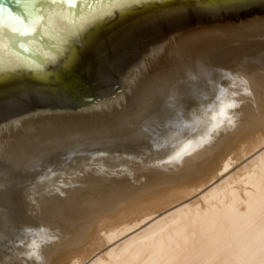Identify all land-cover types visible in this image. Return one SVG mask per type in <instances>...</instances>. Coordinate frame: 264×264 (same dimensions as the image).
<instances>
[{
  "label": "bare ground",
  "instance_id": "1",
  "mask_svg": "<svg viewBox=\"0 0 264 264\" xmlns=\"http://www.w3.org/2000/svg\"><path fill=\"white\" fill-rule=\"evenodd\" d=\"M252 22H244L245 24L237 25L238 27L226 26L220 33L213 31L214 33L185 37L187 39L180 42L178 40L180 52L176 49L175 54L176 56L180 54L178 57L181 62L180 65L171 68L163 66L165 75L161 76L162 80L157 78L163 85H151L149 79L152 76L142 73L145 77L144 84L140 87L141 93L135 94L131 91L134 94L125 95L127 99L130 98L127 100L130 107L116 123L118 127L114 129V134L130 135L128 138L132 137L145 147L144 153L148 159L161 161L162 163L155 166L171 173L167 179L168 183L176 178L192 175L184 188L180 186L182 188L178 187V191L168 195L169 202L171 201L168 206L156 203L155 208L138 214H135L132 208L121 209L120 212L116 211V214L108 217L110 219L103 218V221L98 223L99 226L94 227L95 231H91L101 212L114 209L118 202L133 201L139 195L107 196L99 200H87L88 197L83 199L81 196L83 188L92 186L91 189H94L99 185L92 182L96 175L103 178L108 175L122 176L130 181L139 177L138 169L151 167L149 162L136 164L127 161V164H123V158L119 159L122 164L113 158L116 162L106 158L104 162H99V159V163L97 161L92 163L90 159L87 161H92L91 164L82 169L80 164L79 168H66L65 165V169L63 167L60 171L59 168L53 179L48 178L40 187L36 188V185V189L33 188L10 200L12 188L27 181L29 175L34 178L41 176L45 174L46 167L59 161L61 157L64 158L77 149L98 146L102 143L100 142L102 135H98L99 138H90L99 141L98 143L91 144L90 140L85 145L81 144L86 140L83 130V136L75 134L74 141L66 143L64 138L55 139V135L53 137L50 134L54 127L45 124L43 126L46 127L41 130L35 128L38 126L36 123L26 127L22 126L24 123L18 122L16 125L6 123L4 127L0 126L1 131L15 125L17 127L9 131V134L20 135L17 141L7 142L8 144L5 143L9 141L7 138L4 141L5 145L2 143L3 146L0 147V209H4L5 212L19 210L23 214L22 218L26 217L29 211L37 212L36 219H32L28 231L32 230L37 234L39 241L34 239L32 233L29 238H33L37 243H31L32 249L28 246L31 251L27 250L30 252L26 253V257L20 252L21 249L17 251L23 255V259L21 256V260L15 261V264H84L97 252L96 241H99L100 238L97 236L101 232L104 233L101 234L102 246L110 249L90 264H264V53L258 54L259 49L248 51L252 44L247 40L250 37L252 39L259 37L258 39L263 40L264 21ZM171 44L172 42H169L166 45H169L167 46L169 48ZM204 45L208 46L205 58L200 57L204 53L199 50ZM159 50H154L144 62L158 58L161 55ZM257 55H261L262 60L257 59ZM155 66L162 68L160 65ZM226 77L228 78L225 80ZM132 78L133 71L122 82L123 89ZM119 94L122 95V92ZM217 100L219 103L214 105ZM213 105L214 108H211ZM101 109L89 112L95 115L99 114ZM117 109L120 113V109L118 107ZM196 109H201L204 113L197 123L191 119L189 121L190 117L187 118V112L193 113L192 110ZM65 128L67 127H64V131ZM42 130L46 135L43 133L45 136L37 140L36 135ZM105 130L107 131L106 128ZM58 133L56 134L59 135ZM90 134H93L92 131ZM151 139L155 141V145L148 147ZM170 154L173 155L172 158ZM249 155L254 156L244 163L245 156ZM242 159L244 164L236 167L232 176L230 175L225 182L212 183ZM156 181L162 183L160 179ZM182 183L184 184V181ZM69 184L78 186L70 185L69 189H65L64 187ZM103 184H107L111 189L116 185L113 180L104 181ZM79 187L83 188L80 190ZM199 188L203 191L195 198H190L189 196L197 193ZM44 189H48L49 192L46 198L42 195ZM48 203L53 205L51 210L47 208ZM175 204H178L176 210L144 231L117 244V240L120 241L127 234L133 233L159 211ZM127 205L122 207L125 209ZM4 217L5 215L2 218ZM8 227H10L8 223L2 222L0 251H3V248L7 250L11 243L5 232ZM17 236L22 243L24 233ZM89 239L91 247L88 245V248H85ZM31 240L28 239V242ZM19 254L14 257L18 258ZM10 258V262L15 259L13 256Z\"/></svg>",
  "mask_w": 264,
  "mask_h": 264
},
{
  "label": "water",
  "instance_id": "2",
  "mask_svg": "<svg viewBox=\"0 0 264 264\" xmlns=\"http://www.w3.org/2000/svg\"><path fill=\"white\" fill-rule=\"evenodd\" d=\"M62 2L66 7L0 0V124L32 110H74L112 96L134 62L176 32L264 15L259 0L246 11L220 0Z\"/></svg>",
  "mask_w": 264,
  "mask_h": 264
},
{
  "label": "rangeland",
  "instance_id": "3",
  "mask_svg": "<svg viewBox=\"0 0 264 264\" xmlns=\"http://www.w3.org/2000/svg\"><path fill=\"white\" fill-rule=\"evenodd\" d=\"M264 21V15H261V16H258V17H254V18H249V19H245V20H240V21H232V22H220V23H216V24H202V25H197V26H194V27H191V28H189V29H185V30H182V31H179V32H176L175 33V35H173V40H171L172 41V44H171V47H167V46H169V45H166V44H168L169 42H171V41H165L164 43H162V45H160V44H156V45H154V46H152L151 48H153V49H155V50H157V49H160L158 52H160L161 53V55L158 57V58H155V59H153V60H150L149 59V61H147V62H144V58H148L149 56H150V52L149 53H147V54H143L142 55V58L141 59H138V60H136L135 62H134V64L131 66V68L129 69V71L127 72V74L125 75V77H124V79H123V81L128 77V75H129V73L130 72H132L133 71V78L128 82V83H126L125 85L126 86H124V89H123V86H122V84H121V86H120V88H119V90L115 93V94H113L112 96H110V97H108V98H106V99H104V100H102V101H99V102H97V103H94V104H91V105H88V106H85V107H82V108H78V109H74V110H68V109H37V110H32V111H30V112H27V113H25V114H22V115H20V116H17L16 118H14V119H12V120H8V121H5V122H3L2 124H0V126H2L3 125V127H4V124H6V123H10V124H17V122L18 123H20V124H23L22 126L23 127H26V126H29V125H34L35 123V125L37 126V124H38V126L37 127H35V128H37L38 130H41V129H44L46 126H52V127H54V128H56L55 130H54V128H53V130H51V132H50V134L51 135H53V137H54V135H55V139H63L64 138V140H65V142L67 143H69V142H71V141H74V137H76V136H78L79 134L80 135H82V132H83V135H85L86 136V140L83 138V140H85V141H82L81 142V144H85V145H87L88 144V142L91 140V144L92 143H98L99 141H94V140H92V139H90V138H99V137H97L98 135H102V139L101 140H103V141H101L100 140V142H102V143H100L98 146H94V147H90V148H82V149H77L76 151H73V153H71V154H69L68 156H65L64 158L63 157H61L60 159H59V161H57L56 163H54V164H50L48 167H46L45 168V170H44V173L45 174H43V175H41V176H38V177H33L32 175H29V179L27 180V181H25L24 183H21L20 185H17L15 188H12V193L11 194H9V198H10V200H14V198L16 199V197L18 196H20L19 194H21V195H23V194H25V192H29V191H31L33 188H35V186L37 185V187L36 188H38V187H40L45 181H46V179L48 180V178L49 179H53V176L55 175V173L56 172H59V168H60V171H61V169H63V167H64V169H65V165H66V168H69V167H71V168H79V164L80 165H82L80 168L82 169V167H84V166H86V165H88L90 162H92V163H97L98 162V160H99V162H104L105 161V159L107 158V160H110V159H116V161H118V163L119 164H122V161H123V164H127L128 162L129 163H131V162H133V163H136V164H141V163H143V162H149V164H151V167H149V168H147V169H142V168H140V169H138V174H139V177H137L136 179H133V180H130V181H128V180H126L124 177H122V176H112V177H110V175H108L106 178H111V179H109L110 181H114L115 182V187L113 188V189H111V187L110 186H108L107 184H103V182L104 181H109L108 179H106L105 177L103 178V177H101L100 175H96V178H94V180H92V182H95V184H99V185H96V187H94V189H91L92 188V186H88V188L86 189V188H83V187H79V189L81 190V188H83L84 189V191H82L83 193H81V196H82V198L83 199H85V198H87V200H99V199H101V198H103V197H110V196H112V197H118V196H127V197H135V196H137V194H139L137 197H136V199L135 200H133V201H130V202H128V203H124L123 201H122V203L120 202H118V204L114 207V209L115 208H118V209H112V210H108V211H105V213L104 212H101L99 215H98V217H97V219H99V220H97L96 219V221L94 222V224H93V228L94 227H98L99 225H98V223L100 224L103 220H107V219H110V218H108V217H111L112 216V214H116L117 212H120L121 211V209H123V210H126L127 208L129 209V208H132L133 209V211L135 212V214H138V213H140L141 211L142 212H146L148 209H152V208H155L158 204H161V203H163V204H161V205H164V206H168L170 203H171V201L169 202V199H168V195L170 194V193H174V192H176V191H178V187H180V186H182L183 188L187 185V182H189L190 180H191V178H192V175L191 174H189V175H186V176H183V177H181V178H176V179H174V180H172V181H169V183H170V185H169V183H168V181H167V179H168V177H170L171 175V173H168L169 171H163L164 169H162L161 167H156L155 165H158V164H160V162L159 161H153V160H150V159H148V157H146L145 156V153H144V150H145V147L142 145V144H140L139 142H137L135 139H133L132 137L131 138H128L129 136L128 135H126V134H122V135H119V136H116L114 133H115V131H114V129L115 128H117L118 126H117V122H118V120L120 119V118H122L123 116H122V114H126L127 112H128V109H129V107H130V102H128L127 103V100H129V99H127V97H125V95H128V93H130V94H132L133 92L136 94L137 92H140L141 93V89H140V87H141V85H143L144 84V77L145 76H142L143 74L145 75V74H147V76H149V77H151L150 79H152V80H150L149 79V83L152 85H156V84H160L161 86L163 85V83H161V80H162V78H161V76H163V75H165V71H163L162 69H164V67H166L167 66V68H171L172 66H177V65H180V62H181V59H179V53L177 54V56H176V54L175 53H177L176 52V49L177 50H179L180 48H179V44L180 43H178V42H180V40L182 41V40H184V39H187V38H185V37H189V36H192V35H204V33H206V34H209V33H214L213 31H215V33H217V32H222V30H223V28H225L226 26H232V27H236L237 25H242V23H251L252 21L253 22H255V21ZM252 22V23H253ZM244 23V24H245ZM238 27V26H237ZM198 29V30H195V29ZM221 30V31H220ZM208 32V33H207ZM259 37H253V39H252V37H250L249 39H247L248 40V42L249 43H251L252 45H250L249 46V50L248 51H255V50H258L259 49V51L260 52H258V54H260V53H264V37H263V40H262V38L261 39H258ZM170 40V39H169ZM179 40V41H178ZM178 41V42H177ZM173 45H174V47H173ZM161 46H163L162 48H160ZM176 46H178V47H176ZM152 49V50H153ZM171 49V50H170ZM204 49V50H203ZM173 50H175V51H173ZM199 50H201L200 52L202 53H204V54H201V56L200 57H203V58H205V54L208 52L207 50H208V46H206V45H204L203 47H202V49L201 48H199ZM166 52V53H165ZM171 52V53H170ZM179 52H180V50H179ZM173 56H172V55ZM171 56V57H170ZM181 58V57H180ZM257 59H259V60H262V58H261V55H257ZM188 62H190V61H188ZM230 63V62H229ZM161 64H162V66H161ZM174 64V65H173ZM228 64V63H227ZM155 65H160V67H162V68H157ZM165 65V66H164ZM164 66V67H163ZM169 66V67H168ZM155 67V68H154ZM157 68V69H156ZM153 69V70H152ZM159 69V70H158ZM158 70V71H157ZM152 71V72H151ZM161 71H162V73H164V74H162L161 73ZM150 72V73H149ZM140 73V74H139ZM143 73V74H142ZM156 73H158L160 76H158V74H156ZM156 76H154V75ZM162 74V75H161ZM139 77H138V76ZM137 76V77H136ZM154 76V77H153ZM158 76V77H157ZM155 78V79H154ZM157 78H161V80H158ZM228 77H226L225 78V80L227 79ZM142 80V81H141ZM122 81V82H123ZM138 86H137V85ZM132 85V86H131ZM133 87H135V89H133ZM123 89V90H122ZM136 90V91H135ZM131 91H133V92H131ZM120 92H122V95L121 94H119ZM133 93V94H134ZM138 94V93H137ZM126 100V101H125ZM109 102V103H108ZM122 102V103H121ZM108 103V104H107ZM219 103V101L217 100V101H215V103H214V105H216V104H218ZM103 104H106V106H104ZM119 104H121V105H119ZM128 104V105H127ZM123 105H125L124 107H123ZM188 105V104H187ZM214 105L213 106H211V108H214ZM102 106H104V107H102ZM120 109V113H118L119 112V110L117 109V107ZM120 107H123V109L122 108H120ZM101 109V112H99V114H95V115H92L89 111L90 110H97V109ZM126 108V109H125ZM128 108V109H127ZM117 109V110H116ZM123 111H122V110ZM117 112H116V111ZM81 111V112H80ZM114 111V112H113ZM193 111V113L190 111H188L187 112V118H189V121H190V119L192 120V121H194V122H198V120H200V118H201V116H203V112H202V110L201 109H196V110H192ZM96 112V111H95ZM105 112V113H104ZM109 112H111V113H109ZM123 112V113H122ZM199 112V113H198ZM113 113V114H112ZM118 113V114H117ZM195 113V114H194ZM109 114H111V115H114V116H109ZM193 114V116H191ZM199 116H198V115ZM202 114V115H201ZM117 115V116H116ZM118 115H119V117H118ZM116 116V117H115ZM195 116V117H194ZM107 117H110V118H107ZM95 118V119H94ZM117 120H116V119ZM172 118V117H171ZM198 118V119H197ZM44 119H45V121H44ZM107 119V120H106ZM109 119V120H108ZM110 119H113V120H111L110 121ZM90 121V122H87V121ZM28 121V122H27ZM39 121L41 122V121H43V123L41 124V123H39ZM48 121V122H47ZM54 123H53V122ZM93 121V122H92ZM97 121V122H96ZM102 121V122H101ZM108 121H110V123H112L113 124V126H112V124L110 125V123L108 122ZM114 121H116V122H114ZM166 121V120H165ZM38 122V123H37ZM46 122V123H45ZM50 122V123H49ZM59 122V123H58ZM92 122V123H91ZM105 122V123H104ZM29 123V124H28ZM55 123H56V125H55ZM83 123V124H82ZM104 125H103V124ZM107 123H109V125H107ZM116 124V126H114L115 124ZM15 124V125H16ZM39 124H41V127L39 126ZM46 125L45 127L43 126V125ZM51 124H53V125H51ZM81 124V125H80ZM90 124V125H89ZM14 125V127H17V126H15ZM95 125H96V127H95ZM100 125V126H99ZM101 125H103L102 127H101ZM13 126V125H12ZM9 127V128H4V129H2L0 132V147L1 146H3L2 145V143L5 145V143L6 144H8V143H10V142H12V141H17L18 139H19V137H20V135H10L9 134V131H11V130H13L14 129V127ZM58 128H57V127ZM60 126V127H59ZM66 126L67 128H65L66 130H68L67 132H66V130L64 131V127ZM72 126V127H71ZM93 126V128H90V127H92ZM104 126H107V127H104ZM108 126H109V128H108ZM21 127V126H20ZM52 127H50V128H52ZM84 127V128H83ZM87 127V128H86ZM101 128V129H99V128ZM113 127V128H112ZM22 128V127H21ZM105 128L107 129V131L105 130ZM60 131H59V130ZM63 129V130H62ZM86 129H88L87 131H86ZM112 129V130H111ZM37 130V131H38ZM83 130V131H82ZM116 130V129H115ZM43 131V132H42ZM42 131H40V133L39 134H37L36 135V137H37V140H38V138L39 139H41V137H43V136H45L46 135V132H44V130H42ZM46 131V130H45ZM57 131V132H56ZM70 131V132H69ZM92 131V133L93 134H90V132ZM99 131L101 132V133H99ZM110 131V132H109ZM42 132V133H41ZM61 134H59V133ZM63 132H65L64 133V135L62 134ZM80 132V133H79ZM108 132V133H107ZM43 133H45V135L43 134ZM56 133H58L59 135H57ZM106 133V134H105ZM41 134H43V135H41ZM69 134V135H68ZM71 134V135H70ZM73 134V135H72ZM76 134V136H74ZM89 134V135H88ZM113 134V135H112ZM23 135H25V134H23ZM29 135H31V134H26V136H29ZM50 135V136H51ZM57 135V136H56ZM66 135H67V137H66ZM82 135V136H83ZM93 135H94V137H93ZM105 135H107L106 137H105ZM14 136V138H12V137ZM60 138H59V137ZM61 136H64V137H61ZM114 136H116V138L114 137ZM88 137V138H87ZM7 138L9 139V141L7 140ZM10 138H12V139H10ZM17 138V139H16ZM68 138V139H67ZM70 138H72V140L70 139ZM110 138V139H109ZM126 138H128V139H126ZM152 138V137H151ZM70 139V140H69ZM89 139V140H88ZM153 139H154V137H153ZM153 139H151L150 141H152L151 143H150V141L148 142V147H152V146H154L155 145V141L153 142ZM7 140V141H6ZM69 140V141H68ZM108 140V141H107ZM4 141H6L5 143H4ZM88 141V142H87ZM94 141V142H93ZM8 142V143H7ZM87 142V143H86ZM109 142V143H108ZM90 144V143H89ZM107 151V152H106ZM94 152H95V154H94ZM133 155V156H132ZM141 155V156H140ZM143 155V156H142ZM122 156V157H121ZM254 156V155H253ZM252 156V157H253ZM78 157V158H77ZM92 157H94V158H92ZM117 157V158H116ZM130 157V158H129ZM170 157L172 158L173 157V155L172 154H170ZM251 157V155H249V156H245V159H244V163L246 162V160L248 159L249 160V158ZM251 157V158H252ZM101 158H103V159H101ZM123 158V159H122ZM133 158H136V159H133ZM139 160H138V159ZM142 158L144 159V160H142ZM74 159H75V161H74ZM92 160V161H87V160ZM93 159H95V161L93 160ZM112 159V161H115V160H113ZM119 159L121 160L122 159V161H119ZM128 159V160H127ZM134 161H133V160ZM243 159L241 160V161H238L237 163H235V164H237V165H234L233 167H231L230 168V170H228L227 172L229 173H225V174H223V175H220V177L218 178V179H214L213 181H212V183L214 182V183H216L217 181L220 183V181H221V183L222 182H225V180L229 177H231L232 176V174H233V172L236 170V167H240V166H242L244 163H243ZM68 160V161H67ZM82 160V161H81ZM106 160V161H107ZM136 160V161H135ZM80 161V162H79ZM97 161V162H96ZM115 161V162H116ZM128 161V162H127ZM138 161H140L139 163H137ZM154 163H153V162ZM64 164H63V163ZM82 162V163H81ZM98 162V163H99ZM127 162V163H126ZM167 161H165V163H166ZM77 163V164H76ZM153 163V164H152ZM162 163V162H161ZM241 163V164H240ZM72 164V165H71ZM91 164V163H90ZM78 166V167H77ZM56 167V168H55ZM233 168V169H232ZM57 169H58V171H57ZM52 170H53V172H52ZM232 170V171H231ZM181 171V170H180ZM230 171V172H229ZM52 172V173H51ZM148 174V176H146ZM228 174V175H227ZM151 175V176H150ZM227 175V176H226ZM231 175V176H230ZM226 178H225V177ZM98 177V178H97ZM188 177V178H187ZM129 179H130V177H128ZM185 178H187V181H186V179ZM31 179V180H30ZM32 179H33V181H32ZM157 179H160L161 180V182L162 183H157ZM180 179V180H179ZM182 179H184V180H182ZM221 179V180H220ZM223 179V180H222ZM35 180H37V182H35ZM44 180V181H43ZM84 180V179H83ZM97 180V181H96ZM176 180V181H175ZM180 182H179V181ZM41 181V182H40ZM148 181V182H147ZM182 181H184V184L182 183ZM33 182H35V184L33 183ZM43 182V183H42ZM97 182V183H96ZM26 183V184H25ZM33 183V184H32ZM39 183V184H38ZM144 183V184H143ZM156 183V184H155ZM180 185H179V184ZM174 184V185H173ZM176 184V185H175ZM71 184H69V185H66V187H64L65 189H69V187H71V186H78V185H71ZM184 185V186H183ZM161 186V187H160ZM164 186V187H163ZM31 187V188H30ZM158 187V188H157ZM182 187H180V188H182ZM35 188V189H36ZM157 188V189H156ZM179 188V190H181ZM27 189H28V191H27ZM162 189V190H161ZM24 190H26V191H24ZM88 190V191H87ZM175 190V191H174ZM200 190V191H199ZM22 191H23V193H22ZM148 191V192H147ZM173 191V192H172ZM203 191V189H201V188H199L198 190H197V193H195V194H193V195H191V196H189L190 198L192 197V198H195L196 196H198V194L199 193H201ZM143 194H142V193ZM161 192V193H160ZM191 193L193 192L192 190L190 191ZM49 192H48V189H44L43 190V193H42V195H43V198L45 197H47L49 194H48ZM163 194V195H162ZM157 195V196H156ZM79 196V195H78ZM91 196H93V197H91ZM152 196V197H151ZM151 197V198H150ZM165 197V198H164ZM166 197H167V199H166ZM160 200H161V202H160ZM159 202V203H158ZM144 203V204H143ZM149 203H151L150 204V206H149ZM154 203V204H153ZM156 203H157V205H156ZM49 205H48V207L47 208H49L50 210H51V208H53V205H51L50 203H48ZM121 204V205H120ZM125 204H128L127 205V207H125V209H124V207H122V206H125ZM181 204V203H180ZM147 205H148V207H150V208H148L147 207ZM177 205L178 204H175V205H171V206H169L168 208H165V210H162V211H159L158 212V214H155L154 216H152L151 218H150V220H148L147 222H145L144 224H142L139 228H137L135 231H133V233H129V234H127L126 235V237H123L124 239H120V241L119 240H117V244H121L122 242H124L126 239H128L129 237H131V236H133V235H136L137 233H139V232H141V231H144L145 229H147V228H149L153 223H155V222H157V221H159L162 217H164V216H166V215H168V214H170L172 211H174V210H176L177 209ZM118 206V207H117ZM120 206V207H119ZM143 206V207H142ZM136 208V209H135ZM120 210V211H119ZM117 211V212H116ZM32 212H34V213H31L30 211H29V213H28V215L26 214V217H24V218H22L23 217V214L21 213V211H19V210H7L6 212H5V210L4 209H0V227L2 226V222H3V224L4 223H8V225L10 226V227H8L7 229H6V233L8 234V236H9V238L11 239V243H9V247L7 248V250H6V248H3V251H0V264H15L16 262H18L19 260H21V259H23V255H25L24 257H26V253H29L31 250L30 249H32L31 247H32V244H35V243H37V241H39V237L37 236V234H35V233H33V231L32 230H29L28 231V229H30V227H31V225H32V223H31V221H32V219L34 218V219H36V216H37V212L36 211H32ZM52 212V211H51ZM10 214V215H9ZM108 214H110V215H108ZM3 215H5V217L4 218H2L3 217ZM32 217H31V216ZM104 215H105V217H104ZM107 217V218H106ZM4 219V221L6 220V222H4L2 219ZM7 218V219H6ZM103 218H105V219H103ZM25 219V220H24ZM103 219V220H102ZM101 220V221H100ZM100 221V222H99ZM29 224H28V223ZM26 223V224H25ZM7 224H5V226H6ZM30 225V226H29ZM95 225V226H94ZM98 225V226H97ZM29 227V228H28ZM76 227V224H74V227L73 228H75ZM32 228H34L35 229V227H33L32 226ZM72 228V229H73ZM91 229V231L92 232H94L95 231V229L96 228H94V229ZM31 231V232H30ZM16 233V235L14 236V234ZM20 233H24V235H25V238H24V240L23 241H25V242H23L22 241V243H20L21 241L18 239V234H20ZM33 233V234H32ZM103 232H101V233H99L98 234V236H97V238L99 239V241L97 240L96 242H97V246L95 247V249H96V253L93 255V256H91L89 259H87L86 261H85V263L86 264H90L93 260H95L97 257H99V256H101L102 254H104L105 252H106V250H108V249H110V247H106V246H102V237H103V235H101ZM28 234H30V235H28ZM33 235V237H35L34 239H36V240H34L33 238H29V237H31L32 235ZM104 234V233H103ZM35 235V236H34ZM99 235H101V237L99 236ZM28 236V237H27ZM26 237H27V239H26ZM28 239L29 240H31V239H33V240H31V241H29L28 242ZM27 242V243H26ZM91 241H90V239H89V242L87 243V246H86V244H85V248H88V245H90L91 243H90ZM120 242V243H119ZM32 243V244H31ZM90 243V244H89ZM20 244H22V245H20ZM24 244V245H23ZM25 244H27L26 245V247H25ZM18 245H20V246H18ZM22 246V248H20ZM28 246H29V248H28ZM31 246V247H30ZM100 246V247H99ZM18 249H17V248ZM91 247V245L89 246V248ZM23 248H25V250L23 249ZM20 249H21V251H20ZM13 250V251H12ZM27 250H30V251H27ZM17 251L19 252H21L23 255H20L19 253H17ZM7 256H6V255ZM12 254V255H11ZM16 254H19V255H17V257L18 258H15L14 257V255H16ZM6 256V257H5ZM12 257L13 256V258H15V259H13L14 261H11L10 262V260H11V258L10 257ZM22 256V257H21ZM20 257H21V259H20ZM8 258V259H7ZM7 260V261H6ZM16 261V262H15ZM84 263V264H85Z\"/></svg>",
  "mask_w": 264,
  "mask_h": 264
},
{
  "label": "snow or ice",
  "instance_id": "4",
  "mask_svg": "<svg viewBox=\"0 0 264 264\" xmlns=\"http://www.w3.org/2000/svg\"><path fill=\"white\" fill-rule=\"evenodd\" d=\"M19 3L20 0H17ZM48 2L51 4L53 8L60 7L64 8L66 5L62 2V0H48ZM123 3L131 5L133 3H136L137 0H122ZM221 3H223L226 7L239 10V11H246L248 9L254 8L257 6V0H220ZM259 3L261 5H264V0H259ZM161 25L165 23L164 20L160 21Z\"/></svg>",
  "mask_w": 264,
  "mask_h": 264
}]
</instances>
